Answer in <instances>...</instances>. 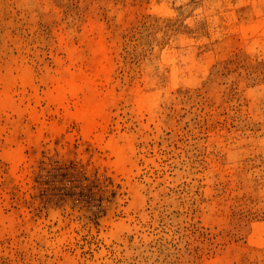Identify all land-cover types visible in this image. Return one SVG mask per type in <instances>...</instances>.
Returning <instances> with one entry per match:
<instances>
[{"label": "rangeland", "instance_id": "1", "mask_svg": "<svg viewBox=\"0 0 264 264\" xmlns=\"http://www.w3.org/2000/svg\"><path fill=\"white\" fill-rule=\"evenodd\" d=\"M0 264H264V0H0Z\"/></svg>", "mask_w": 264, "mask_h": 264}, {"label": "bare ground", "instance_id": "2", "mask_svg": "<svg viewBox=\"0 0 264 264\" xmlns=\"http://www.w3.org/2000/svg\"><path fill=\"white\" fill-rule=\"evenodd\" d=\"M73 88H74V86H73ZM73 88H72V89H73ZM72 92H75V91H74V90H72Z\"/></svg>", "mask_w": 264, "mask_h": 264}]
</instances>
